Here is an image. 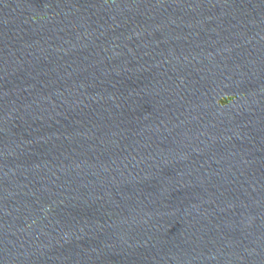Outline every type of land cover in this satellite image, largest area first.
<instances>
[{
	"label": "water",
	"instance_id": "95a60500",
	"mask_svg": "<svg viewBox=\"0 0 264 264\" xmlns=\"http://www.w3.org/2000/svg\"><path fill=\"white\" fill-rule=\"evenodd\" d=\"M0 264H264V0H0Z\"/></svg>",
	"mask_w": 264,
	"mask_h": 264
}]
</instances>
